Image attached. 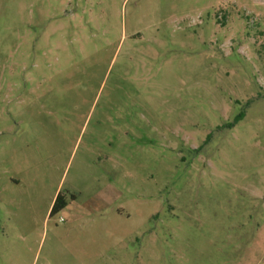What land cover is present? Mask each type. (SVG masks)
<instances>
[{"label":"rangeland","instance_id":"obj_1","mask_svg":"<svg viewBox=\"0 0 264 264\" xmlns=\"http://www.w3.org/2000/svg\"><path fill=\"white\" fill-rule=\"evenodd\" d=\"M0 264H264V0H0Z\"/></svg>","mask_w":264,"mask_h":264},{"label":"trees","instance_id":"obj_2","mask_svg":"<svg viewBox=\"0 0 264 264\" xmlns=\"http://www.w3.org/2000/svg\"><path fill=\"white\" fill-rule=\"evenodd\" d=\"M240 117H242V115ZM67 204H68V202L66 201L65 196L63 194L59 193L55 199L51 213H54L58 209L65 207Z\"/></svg>","mask_w":264,"mask_h":264},{"label":"crops","instance_id":"obj_3","mask_svg":"<svg viewBox=\"0 0 264 264\" xmlns=\"http://www.w3.org/2000/svg\"><path fill=\"white\" fill-rule=\"evenodd\" d=\"M52 204H53V202H52ZM52 204L50 205V208H51Z\"/></svg>","mask_w":264,"mask_h":264}]
</instances>
